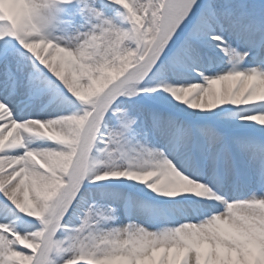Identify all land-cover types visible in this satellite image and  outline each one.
I'll return each instance as SVG.
<instances>
[{"label":"snow or ice","instance_id":"6c2138e0","mask_svg":"<svg viewBox=\"0 0 264 264\" xmlns=\"http://www.w3.org/2000/svg\"><path fill=\"white\" fill-rule=\"evenodd\" d=\"M0 264H264V0H0Z\"/></svg>","mask_w":264,"mask_h":264}]
</instances>
